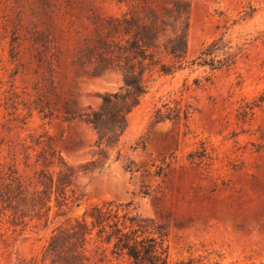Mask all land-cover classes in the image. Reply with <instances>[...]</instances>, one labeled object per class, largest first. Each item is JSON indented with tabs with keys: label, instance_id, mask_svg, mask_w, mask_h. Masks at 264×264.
I'll list each match as a JSON object with an SVG mask.
<instances>
[{
	"label": "rangeland",
	"instance_id": "obj_1",
	"mask_svg": "<svg viewBox=\"0 0 264 264\" xmlns=\"http://www.w3.org/2000/svg\"><path fill=\"white\" fill-rule=\"evenodd\" d=\"M175 3L188 7L187 62L152 70L119 145L100 156L83 115L124 85L78 52L105 35L104 19H167ZM213 40L228 65H190ZM168 108L179 118L155 122ZM63 172L46 214L0 211V264H51L53 231L104 202L164 225L169 264H264V0H0V184L11 174L29 195ZM84 249V264H130L95 239Z\"/></svg>",
	"mask_w": 264,
	"mask_h": 264
},
{
	"label": "trees",
	"instance_id": "obj_2",
	"mask_svg": "<svg viewBox=\"0 0 264 264\" xmlns=\"http://www.w3.org/2000/svg\"><path fill=\"white\" fill-rule=\"evenodd\" d=\"M170 12V18L161 20L152 14L139 17L129 12L120 17H108L100 27L105 35L78 52L76 61L89 67L92 74L116 71L124 85L123 92L104 94L99 107L83 115L82 121L95 133L100 156L106 155L105 148L119 145L127 116L145 93L146 77L151 76L152 70L171 74L187 62L188 7L175 3ZM217 46L216 40L205 45L189 64L208 65L211 69L228 65L229 56L215 59ZM160 54L168 60H163ZM179 116V108H168L166 113L157 109L154 118L159 122ZM186 117L187 111H183V118ZM131 164L125 169L132 171ZM70 176L71 173L63 172L55 182L51 178L40 180L43 190L28 195L20 179L10 174L9 182L0 184V211L22 217L24 208L37 213L44 209L46 214L50 209L47 206L50 197H44L47 189L54 186L55 193L63 195ZM143 194L148 195V192ZM128 207V204L112 202L95 204L80 219L56 228L45 248L51 264H84L89 260L84 246L92 239L109 245L112 254L126 256L130 264H169L166 227L134 214Z\"/></svg>",
	"mask_w": 264,
	"mask_h": 264
},
{
	"label": "bare ground",
	"instance_id": "obj_3",
	"mask_svg": "<svg viewBox=\"0 0 264 264\" xmlns=\"http://www.w3.org/2000/svg\"><path fill=\"white\" fill-rule=\"evenodd\" d=\"M189 46V45H188Z\"/></svg>",
	"mask_w": 264,
	"mask_h": 264
}]
</instances>
